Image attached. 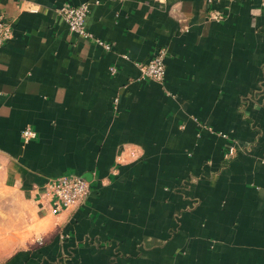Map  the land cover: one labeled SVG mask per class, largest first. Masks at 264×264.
Returning a JSON list of instances; mask_svg holds the SVG:
<instances>
[{
  "label": "crops",
  "instance_id": "0c3cea01",
  "mask_svg": "<svg viewBox=\"0 0 264 264\" xmlns=\"http://www.w3.org/2000/svg\"><path fill=\"white\" fill-rule=\"evenodd\" d=\"M86 2L93 40L59 12ZM0 15V181L34 212L3 264H264L262 0H0ZM160 48L164 83L140 80ZM64 175L90 193L53 215L44 186Z\"/></svg>",
  "mask_w": 264,
  "mask_h": 264
},
{
  "label": "built area",
  "instance_id": "2783aa9c",
  "mask_svg": "<svg viewBox=\"0 0 264 264\" xmlns=\"http://www.w3.org/2000/svg\"><path fill=\"white\" fill-rule=\"evenodd\" d=\"M98 3V0H93ZM234 1V0H233ZM263 5H264V0ZM91 2L83 3L79 6H64L60 9V13L65 19L70 31L81 37L93 40L94 37L85 28V19L89 11ZM215 20L221 19L218 15L212 17ZM14 35L13 21L5 15H0V49L8 43ZM105 50L110 51L111 45L102 41H97ZM166 57L167 51L160 48L154 56L147 62L139 64L140 80H150L163 84L166 76ZM115 72V69H112ZM118 99H115L117 105ZM22 140L27 143L36 138V133L30 128H26L21 133ZM237 147L232 145L229 147L226 159L233 158L237 155ZM44 195L48 198L49 209L53 215L82 205L88 198L90 193V184L88 181L78 175H64L51 179L44 186Z\"/></svg>",
  "mask_w": 264,
  "mask_h": 264
},
{
  "label": "rangeland",
  "instance_id": "374dc122",
  "mask_svg": "<svg viewBox=\"0 0 264 264\" xmlns=\"http://www.w3.org/2000/svg\"><path fill=\"white\" fill-rule=\"evenodd\" d=\"M33 213L31 203L0 181V264L30 240Z\"/></svg>",
  "mask_w": 264,
  "mask_h": 264
}]
</instances>
